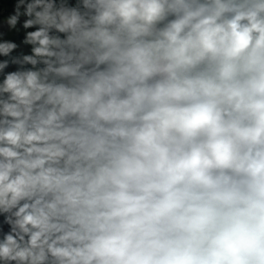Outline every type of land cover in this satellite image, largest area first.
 I'll return each mask as SVG.
<instances>
[{
	"label": "clouds",
	"instance_id": "clouds-1",
	"mask_svg": "<svg viewBox=\"0 0 264 264\" xmlns=\"http://www.w3.org/2000/svg\"><path fill=\"white\" fill-rule=\"evenodd\" d=\"M0 264H264V0H0Z\"/></svg>",
	"mask_w": 264,
	"mask_h": 264
}]
</instances>
